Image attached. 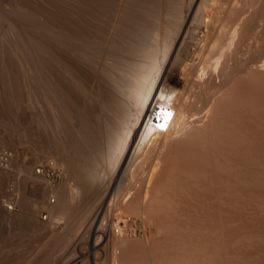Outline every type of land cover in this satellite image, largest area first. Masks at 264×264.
Segmentation results:
<instances>
[{
	"label": "bare ground",
	"instance_id": "bare-ground-1",
	"mask_svg": "<svg viewBox=\"0 0 264 264\" xmlns=\"http://www.w3.org/2000/svg\"><path fill=\"white\" fill-rule=\"evenodd\" d=\"M262 147L264 0H0V264H208Z\"/></svg>",
	"mask_w": 264,
	"mask_h": 264
},
{
	"label": "rangeland",
	"instance_id": "rangeland-1",
	"mask_svg": "<svg viewBox=\"0 0 264 264\" xmlns=\"http://www.w3.org/2000/svg\"><path fill=\"white\" fill-rule=\"evenodd\" d=\"M243 144L247 146V140L244 138ZM253 153L254 155L258 156L260 160L264 159V147L260 149H255ZM47 167L50 171V165H48ZM182 204H184V202ZM188 205L191 207V204ZM188 205H186L185 203L187 209L189 207ZM180 208L182 207L180 206ZM184 208H182V211L185 210L184 212H187L186 215L188 214L187 216L189 220L187 221L186 219V221L189 223L184 220L183 222L190 225L193 222H190L192 220L190 218L192 210L190 211V209L192 208H189V210L187 211L186 208ZM44 214L46 217L47 213ZM182 214L183 213H181V219H176H185V214H183L184 216H182ZM193 214L192 216L194 217ZM120 217H125V214L122 212L114 213L115 219ZM196 218L197 217H195V219ZM226 218L228 223V237L225 238L227 241H224V244L225 242L226 244L224 245V248L223 244H221L222 248L216 249V251L214 250V252L216 253L218 251V255L216 254L217 257L213 256V254L215 255V253H213V250H211V257L209 256L207 260L215 257V259L217 258V261H219L220 258L224 259H221V262H219V264L223 262H226L227 264H264V165L260 162L255 161L254 164L251 166H249L246 162L243 163V200H241L238 204L232 206L229 213L226 215ZM200 219L197 218L196 223L200 221ZM82 221L83 220H79L77 222V227L79 228L78 231H82ZM203 221L204 220H202V222ZM133 222L136 224H134ZM175 222L178 223L179 221L176 220ZM183 224L184 223H182V225ZM197 224L201 225L202 223L199 222ZM129 225L130 228L137 227L136 230L138 236L143 237L142 230L144 229V226L141 224V222L131 221ZM148 231L149 233L152 232L153 235L155 234V230ZM82 234L83 233H79V240L82 239L80 238L82 237ZM217 234L220 235L219 233ZM45 242H47L46 239H42L40 234L31 233L27 229V227L17 228V230H15L7 239V244L16 248H26L32 246L39 247ZM60 244L63 246L67 244V241L62 240ZM221 245L219 247H221ZM221 252L224 253L223 255L225 256L218 257L220 255L222 256ZM215 259H211L209 260V262H212V260L214 262ZM209 262L208 264L211 263ZM213 262L212 264L216 263V261L214 263Z\"/></svg>",
	"mask_w": 264,
	"mask_h": 264
}]
</instances>
